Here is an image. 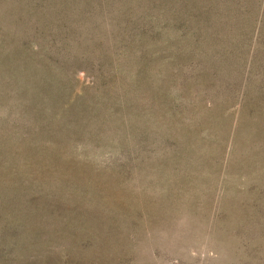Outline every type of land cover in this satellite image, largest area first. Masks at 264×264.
Returning a JSON list of instances; mask_svg holds the SVG:
<instances>
[{
	"label": "rangeland",
	"instance_id": "obj_1",
	"mask_svg": "<svg viewBox=\"0 0 264 264\" xmlns=\"http://www.w3.org/2000/svg\"><path fill=\"white\" fill-rule=\"evenodd\" d=\"M0 264H264V0H0Z\"/></svg>",
	"mask_w": 264,
	"mask_h": 264
}]
</instances>
